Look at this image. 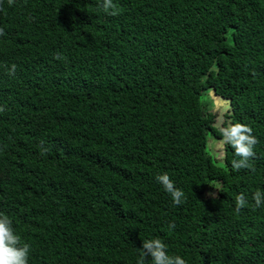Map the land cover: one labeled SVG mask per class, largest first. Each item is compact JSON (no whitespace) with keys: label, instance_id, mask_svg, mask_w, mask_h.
Listing matches in <instances>:
<instances>
[{"label":"trees","instance_id":"trees-1","mask_svg":"<svg viewBox=\"0 0 264 264\" xmlns=\"http://www.w3.org/2000/svg\"><path fill=\"white\" fill-rule=\"evenodd\" d=\"M113 2L0 0V213L28 264H136L152 238L187 264H264V205L234 210L264 191V0ZM214 90L259 141L252 169L208 150Z\"/></svg>","mask_w":264,"mask_h":264},{"label":"clouds","instance_id":"clouds-1","mask_svg":"<svg viewBox=\"0 0 264 264\" xmlns=\"http://www.w3.org/2000/svg\"><path fill=\"white\" fill-rule=\"evenodd\" d=\"M14 0H8L9 6L13 4ZM100 7L108 15H118L119 10L113 0H101ZM3 9H0L2 11ZM5 35L4 29L0 28V36ZM55 59L66 61V57L58 54ZM9 75H14L16 65L12 64L7 67ZM5 109L0 107V112ZM221 136L224 144L230 145L234 150V154L239 159L232 160V168L236 171L240 169H252L250 161L256 156L254 151L255 145L259 142L252 134V129L243 123H228L221 127ZM47 152L46 148L41 149V154ZM254 170V169H253ZM156 181L163 187V189L170 195L174 205H181L185 202V193L183 190L175 186L174 181L165 172L157 174ZM215 198V193H209ZM252 201L254 204H249L248 199L244 193L235 196V212L239 214L245 207L259 208L264 205V191L257 189L252 194ZM169 230H174L175 223L168 225ZM31 245L22 242L21 237L17 234L13 227L11 218L0 213V264H28L29 253ZM187 264L185 259L179 255H169L167 245L160 238L144 239L142 246L139 248V259L136 264Z\"/></svg>","mask_w":264,"mask_h":264},{"label":"rangeland","instance_id":"rangeland-1","mask_svg":"<svg viewBox=\"0 0 264 264\" xmlns=\"http://www.w3.org/2000/svg\"><path fill=\"white\" fill-rule=\"evenodd\" d=\"M210 100L209 104L211 107V112L215 114V125L218 127H222L225 121V114L228 111L229 103L227 99H221L219 96L214 95L213 91H210L208 95L203 96V101ZM225 118V119H224ZM223 123V125H222ZM212 140V139H211ZM224 143L222 141V136L220 135L214 141L209 143L208 150L218 155L219 158L222 157L223 154Z\"/></svg>","mask_w":264,"mask_h":264},{"label":"water","instance_id":"water-1","mask_svg":"<svg viewBox=\"0 0 264 264\" xmlns=\"http://www.w3.org/2000/svg\"><path fill=\"white\" fill-rule=\"evenodd\" d=\"M213 92H214V95L219 96L221 99H227V101H228V103H229V108H228V110L232 107L231 100H230L229 98H226V97H224V96H220V95H218V94L216 93L215 90H214ZM224 119H225V118H224ZM217 126H218V125H217ZM219 129H221V128L219 127Z\"/></svg>","mask_w":264,"mask_h":264}]
</instances>
